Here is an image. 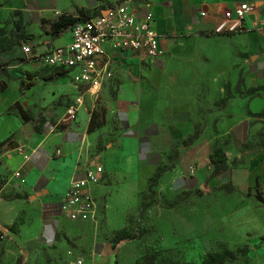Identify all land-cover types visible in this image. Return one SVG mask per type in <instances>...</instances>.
<instances>
[{
  "label": "crops",
  "instance_id": "0c3cea01",
  "mask_svg": "<svg viewBox=\"0 0 264 264\" xmlns=\"http://www.w3.org/2000/svg\"><path fill=\"white\" fill-rule=\"evenodd\" d=\"M240 1H255L257 6L246 17L244 29L240 31L244 33L234 37V41L242 39L245 42V49L253 52L250 55L252 60L255 55L253 50L260 44L262 51L259 56L263 58V66L258 69L264 74V30L256 25L264 18V0H133L137 17L151 13L150 27L159 35L163 54L154 59H143L130 51L112 54V77L105 80L103 85L108 84L109 89L117 92L115 101L108 104V115L116 117L118 128L113 139L99 148L93 130L88 129L89 118L81 115L85 103H81L75 119L71 121L68 118H63V122L51 121L48 117L50 103L61 94L72 95L74 91L82 89L83 99L97 95L83 85L72 89L67 85L68 76L48 79L53 68L33 60L30 55L18 52L22 56L18 60L16 52L7 54L6 57L14 59L4 65L6 73L0 71V218L6 225L11 224L18 212L25 219L17 241L25 247L28 256L32 258L41 248L55 242L58 230L63 228L64 221H68L60 217L59 197L67 191L71 179L81 176L87 166L100 164L104 168L100 182L92 187L96 200L95 217L99 216L100 201H109L107 182L114 178L130 183L137 192H144L149 179L162 167L164 169L154 187L157 194L173 196L205 188L204 184L212 171L209 154L213 151L209 147L219 135L230 134L232 138L238 122L218 114L223 113L219 110L211 116L218 117L217 133L213 131L212 118L200 125L201 132L190 144L183 145L182 140L193 133L197 124L193 107L197 104L207 105L208 101L215 104L216 93H222L216 77L221 74L220 68L200 65L186 69L188 75L213 76L207 80V94H200L198 103L192 96L185 103L166 106L161 111L160 121L147 127H141L134 120L138 103L130 92L140 90L142 85L159 88L168 60L174 57L176 49L184 41L186 45L203 40L204 30H213L223 11ZM4 4L8 12L6 16L0 14V25L31 35L25 42L41 51L69 41V29L58 38H52L47 32L49 22L60 14L79 16L97 6V10L108 7L99 6V0L0 1V6ZM64 37L66 40H63ZM45 66L50 70L46 71ZM248 73L253 74L254 68ZM29 79L31 84L25 83ZM62 79L67 81L62 83ZM21 81L25 83L24 87ZM197 81L198 84L200 81L206 82V78ZM43 87L50 88V92H42ZM231 91L233 97L229 103L236 99V92ZM16 104L29 112L33 119H23ZM39 107L42 110H38ZM40 117L43 119L41 123L38 122ZM227 122L231 125L222 131L221 123ZM20 145L25 152L31 153L29 160H24L17 151ZM171 150H175L176 155L170 161ZM263 158L264 149H261L254 160ZM16 170L20 172L18 177L13 176ZM17 194L22 197L13 198ZM15 205L20 208L14 210ZM242 213V210L235 212L233 219L241 218ZM250 242L254 243L253 240ZM263 252L264 242L257 248L258 254Z\"/></svg>",
  "mask_w": 264,
  "mask_h": 264
},
{
  "label": "rangeland",
  "instance_id": "374dc122",
  "mask_svg": "<svg viewBox=\"0 0 264 264\" xmlns=\"http://www.w3.org/2000/svg\"><path fill=\"white\" fill-rule=\"evenodd\" d=\"M99 1V6H112L120 0ZM97 9L98 6L92 8L89 14ZM7 12L5 4L0 6L1 15L6 16ZM2 27L4 30L0 33L6 43H13L17 34L27 36L7 25ZM243 33L217 35L212 29L204 30L203 40L186 45L184 41L176 49L174 57L168 60L159 88L142 85L140 90L130 92L138 103L134 120L141 127H147L160 121L161 111L166 106L185 103L192 96L198 103V96L207 94V80L213 76L188 75L186 69L200 65L220 68L221 74L216 77L222 93H216V103L197 104L193 111L198 125L214 118L212 125L216 133L218 117L211 116L219 110L223 113L218 114L237 120L232 138L230 134L219 135L209 147L211 151L221 149L227 154V172L209 177L204 189L173 196L137 192L130 183L114 178L107 182L109 201H100L99 216L94 214V219L79 223L64 221L55 242L41 248L32 258L17 241L25 219L19 212L11 222L7 220L9 225L0 218L3 226L0 232L7 230L5 238L0 239V264H68L76 257H83L88 264H201L208 253L221 252L223 248L230 256L223 264H258L259 261L264 264V252L257 253V248L264 242V158L254 160L264 149V74L258 69L263 66V58L259 56L260 44L253 50L252 60L253 52L245 49V42L242 39L234 41V37ZM13 52L17 53L16 59L21 60L22 56L18 54L22 52L21 44L15 45L11 52L0 54L3 64L14 59L6 57ZM253 68L254 73L248 75ZM44 69L50 70L47 66ZM72 74L67 75V85L76 89ZM199 78H206V82L198 84ZM239 79L236 89L234 84ZM66 81L62 79V83ZM25 83L31 84V80ZM25 83L21 81L23 87ZM226 87L230 94L225 92ZM249 87H253L252 93L258 97L247 95ZM43 90L48 93L51 89L43 87ZM231 90L236 91V99L229 103L233 97ZM81 92L82 89L72 95L61 94L50 103L49 120L63 122V118H68L67 109L76 105ZM116 96L117 92L104 84L97 96L82 99L85 104L81 115L90 122L94 114L92 125H96L93 133L97 148L111 141L117 132L116 117L108 115V104L115 101ZM40 108L38 110H42ZM229 124L221 123L222 131L228 129ZM225 181L233 185L232 192L221 189L220 184ZM17 208L20 207L15 205L14 210ZM239 210L243 211V216L234 220L233 216ZM60 217L67 220L64 215ZM116 235L125 237L114 242Z\"/></svg>",
  "mask_w": 264,
  "mask_h": 264
},
{
  "label": "built area",
  "instance_id": "2783aa9c",
  "mask_svg": "<svg viewBox=\"0 0 264 264\" xmlns=\"http://www.w3.org/2000/svg\"><path fill=\"white\" fill-rule=\"evenodd\" d=\"M255 1H240L223 11L213 27L214 33H238L244 29L246 17L256 10ZM105 12V13H103ZM151 13L137 17L133 0H120L91 16L79 20L69 28L70 39L63 45H56L41 51L22 43L24 55L52 68L73 72L72 81L83 85L97 95L105 80L112 77L110 69L114 52L130 51L143 59H154L163 54L157 32L150 27ZM256 25L264 30V18ZM83 95L76 98V105L67 109L68 118L75 119ZM24 160H29L22 145L17 147ZM104 168L100 164L87 166L79 177H73L67 191L61 195L59 210L70 221H87L94 217L96 200L92 187L98 184ZM19 170L13 172L14 177ZM6 229L0 232L4 238ZM68 264H88L83 257H76Z\"/></svg>",
  "mask_w": 264,
  "mask_h": 264
},
{
  "label": "trees",
  "instance_id": "16d2710c",
  "mask_svg": "<svg viewBox=\"0 0 264 264\" xmlns=\"http://www.w3.org/2000/svg\"><path fill=\"white\" fill-rule=\"evenodd\" d=\"M97 11L98 10L92 12L91 14H89V12H82L79 16H74V15L69 14V13H62L49 22V29L47 32L50 34V36L52 38H58V37L62 36L76 22L91 16L92 14L96 13ZM3 30H4V28L0 25V32H2ZM238 33H240V32H238ZM215 34L220 35V34H233V33H219V34L215 33ZM2 35H3V33H0V54L6 53V52H11L15 45H17V44L22 45V43H24L27 38L31 37V35L28 36L29 34H27V36H22L21 34H17L16 40L13 43H6L2 39ZM4 65L5 64L0 62V71L3 73H6ZM50 73L51 74L48 77V79H51V80L67 76V71L59 69V68H53ZM239 83H240V79L237 81L236 84H234V87H236V89L238 88ZM252 90H253V87H249L247 89V95L257 96L256 94L252 93ZM225 92L227 94L229 93V87L225 88ZM15 107L18 109V111L21 114V116L23 117V119H25V120L33 119L32 115L29 112L23 110V108L19 104H16ZM42 120L43 119L40 117L38 122H40ZM92 121H94V114L91 116V120L88 124L89 130H93V128L96 127V125L95 126L92 125ZM35 129L38 130V127L35 126ZM200 132H201L200 125L195 124V128H194L193 133L190 134L187 138L183 139L182 144L183 145L190 144L194 139H196L198 137ZM175 155H176V151L171 150L170 155H169L170 161L175 157ZM209 163L212 166V171L210 173V177L221 176L222 174L227 172L229 169L228 156L221 149H216L212 153L209 154ZM163 169L164 168L159 167L156 170V172L154 173V175L149 179L146 191H149L150 194L155 193L154 187L157 185L158 179H159ZM220 187H221V189H224L225 192H228V193L232 192V190H233V185L229 181H225V182L221 183ZM21 197L22 196H20L19 194L13 196V198H21ZM124 237H125L124 235H116L114 237L113 241L117 242L118 240H120ZM4 238H2V239H4ZM229 259H230V256L228 254V250L223 248V250L221 252L208 253L207 256L203 259L201 264H223L225 261H227ZM185 264H188V263H185Z\"/></svg>",
  "mask_w": 264,
  "mask_h": 264
},
{
  "label": "water",
  "instance_id": "95a60500",
  "mask_svg": "<svg viewBox=\"0 0 264 264\" xmlns=\"http://www.w3.org/2000/svg\"><path fill=\"white\" fill-rule=\"evenodd\" d=\"M103 13H105V12H103Z\"/></svg>",
  "mask_w": 264,
  "mask_h": 264
}]
</instances>
